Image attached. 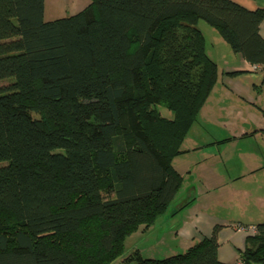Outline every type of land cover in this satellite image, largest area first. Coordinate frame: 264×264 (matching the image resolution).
<instances>
[{"label":"trees","instance_id":"1","mask_svg":"<svg viewBox=\"0 0 264 264\" xmlns=\"http://www.w3.org/2000/svg\"><path fill=\"white\" fill-rule=\"evenodd\" d=\"M263 18L233 0H90L44 20L43 0H0V264H264V220L237 262L217 258L220 225L114 262L182 184L171 160L217 76L198 21L264 67Z\"/></svg>","mask_w":264,"mask_h":264},{"label":"crops","instance_id":"2","mask_svg":"<svg viewBox=\"0 0 264 264\" xmlns=\"http://www.w3.org/2000/svg\"><path fill=\"white\" fill-rule=\"evenodd\" d=\"M61 1L43 0L44 20L55 18L45 19L54 15ZM233 1L248 10L264 8V0ZM69 2L76 13L90 1L80 7ZM200 27L204 37L207 33L212 39L209 45H216L212 59L217 76L182 141L184 151L171 160L183 181L155 220V243L166 240L173 245L162 255L182 251L220 225L217 258L237 262L245 237L255 232L251 227L264 220V175L262 183L257 179L264 174V67H254L226 47L212 27ZM259 34L264 39V18ZM227 144L232 154L225 153ZM161 223L166 225L157 231Z\"/></svg>","mask_w":264,"mask_h":264},{"label":"rangeland","instance_id":"3","mask_svg":"<svg viewBox=\"0 0 264 264\" xmlns=\"http://www.w3.org/2000/svg\"><path fill=\"white\" fill-rule=\"evenodd\" d=\"M73 1L75 3H77V5H79V7H80V6H83L84 4H87V2H89L90 0H73ZM57 7H58V8H56L57 10H55L53 12L54 15H51L53 17H51V16L47 17L46 16L45 19L67 16V15L74 13L76 10L74 3H70L69 0H63V2L61 1V6H57ZM198 24L199 25L203 24V25H206L207 27H211L207 23H205L203 20H199ZM211 29L214 30V28H211ZM218 37H220V36H218ZM205 39H206L207 54L209 56H211V58H212L214 56L212 51L216 45L213 47H212V44H211V46L209 45V42H211L212 39L208 36L207 33L205 34ZM220 39H222V38H220ZM221 41H222V43H224V45L226 47H229L228 44H226L223 40H221ZM10 81H11L10 79H2V80H0V86L7 85ZM157 109L160 111V113L163 116H171V112L167 108H165L164 106L157 105ZM233 152H234V150L232 149V145L227 144L226 149H225V153L226 154H228V153L232 154ZM177 159H179V158H177ZM177 159H175V160L173 159V162H175V164L178 165ZM181 172L184 174L183 171H181ZM263 175L264 174L261 173L260 176H257V179H259L258 181H260V183H262V181H263ZM261 208H264V207H261ZM164 225H166V224L165 223L157 224V226H156L157 231L160 230V228L163 227ZM155 236H156L155 222L153 224H151L148 228H143L142 226H139L135 231H133L131 234L126 236L124 243H123V253L114 262L120 261L124 256L129 254L134 249H139L141 254L144 257L155 258L157 256H161L163 254L162 252L164 249L172 248L173 245H171L166 240H161L158 243H155Z\"/></svg>","mask_w":264,"mask_h":264},{"label":"built area","instance_id":"4","mask_svg":"<svg viewBox=\"0 0 264 264\" xmlns=\"http://www.w3.org/2000/svg\"><path fill=\"white\" fill-rule=\"evenodd\" d=\"M259 65L255 64L254 67H258ZM242 228V227H241ZM251 230L252 231H255V228L254 227H251Z\"/></svg>","mask_w":264,"mask_h":264}]
</instances>
